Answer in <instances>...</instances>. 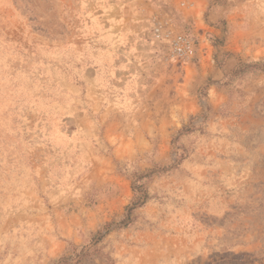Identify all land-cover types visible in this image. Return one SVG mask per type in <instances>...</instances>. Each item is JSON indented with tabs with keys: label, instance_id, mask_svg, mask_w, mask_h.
Masks as SVG:
<instances>
[{
	"label": "rangeland",
	"instance_id": "obj_1",
	"mask_svg": "<svg viewBox=\"0 0 264 264\" xmlns=\"http://www.w3.org/2000/svg\"><path fill=\"white\" fill-rule=\"evenodd\" d=\"M0 264H264V0H0Z\"/></svg>",
	"mask_w": 264,
	"mask_h": 264
},
{
	"label": "built area",
	"instance_id": "obj_2",
	"mask_svg": "<svg viewBox=\"0 0 264 264\" xmlns=\"http://www.w3.org/2000/svg\"><path fill=\"white\" fill-rule=\"evenodd\" d=\"M170 38V34L166 35ZM173 54L181 58L189 57L194 53V46L192 41L184 34H175L172 38Z\"/></svg>",
	"mask_w": 264,
	"mask_h": 264
}]
</instances>
